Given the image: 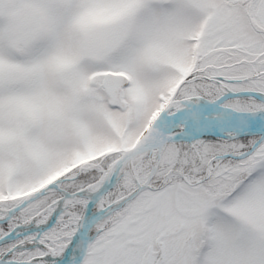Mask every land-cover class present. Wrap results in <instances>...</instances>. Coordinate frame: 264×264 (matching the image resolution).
<instances>
[{"label": "snow or ice", "instance_id": "6c2138e0", "mask_svg": "<svg viewBox=\"0 0 264 264\" xmlns=\"http://www.w3.org/2000/svg\"><path fill=\"white\" fill-rule=\"evenodd\" d=\"M0 264H264V0H0Z\"/></svg>", "mask_w": 264, "mask_h": 264}]
</instances>
